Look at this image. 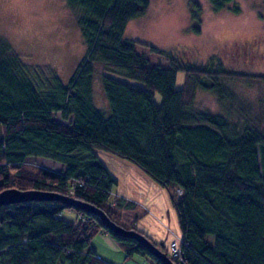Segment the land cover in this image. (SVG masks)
<instances>
[{
  "label": "trees",
  "instance_id": "16d2710c",
  "mask_svg": "<svg viewBox=\"0 0 264 264\" xmlns=\"http://www.w3.org/2000/svg\"><path fill=\"white\" fill-rule=\"evenodd\" d=\"M209 1L220 10L233 0ZM66 3L86 46L67 83L53 74L40 76L0 36V190L72 197L144 233L135 217L120 211L132 208V201L115 195L111 203L118 179L96 154L101 149L132 162L167 191L181 231V260L165 243L144 234L175 264H264V129L255 119L237 122L194 104L198 87L228 95L219 82L224 75L263 81L264 75L196 67L152 45L150 50L163 54L169 65L150 64L136 49L138 41L123 36L126 23L144 14L149 0ZM97 65L108 114L92 102ZM178 71L184 72L179 87ZM155 91L161 95L159 105ZM56 112L69 122L56 120ZM29 158L49 159L63 168ZM70 209L78 212L75 219L60 216ZM99 233L114 240L124 259L141 254L150 264H162L137 239L110 230L97 214L61 199L0 205V264H113L90 245Z\"/></svg>",
  "mask_w": 264,
  "mask_h": 264
},
{
  "label": "rangeland",
  "instance_id": "374dc122",
  "mask_svg": "<svg viewBox=\"0 0 264 264\" xmlns=\"http://www.w3.org/2000/svg\"><path fill=\"white\" fill-rule=\"evenodd\" d=\"M233 6H237L238 10H233ZM0 36L8 41L12 51L20 55L25 64L36 68L40 76L53 74L62 83H67L74 75L86 50L76 14L66 0H0ZM123 36L138 41L136 49L143 52L152 65H169V62L163 54L150 50L149 45L169 51L185 64L196 67H220L227 72L264 75L263 0H233L220 10H214L209 0H149L146 12L126 23ZM110 74L143 85L141 81L125 75ZM100 75L101 67L97 65L92 79V102L108 114L109 106ZM176 77V86L179 87L183 84L184 72L178 71ZM204 82L208 83L209 80ZM219 82L227 88L228 95L219 97L214 90L198 87L195 91V106L229 116L237 122L246 118L255 119L264 129V81L252 76L224 75L219 78ZM154 100L158 105L161 103L158 91L154 93ZM53 117L69 122L62 119L58 112ZM95 152L119 176L118 195L132 201L133 194L126 191L125 184L136 175L129 169L139 168L110 152L101 149H95ZM28 161L55 170L63 168V165L49 159L29 158ZM164 191L168 196L167 191ZM115 195L113 191L111 203H114ZM161 198L162 195L153 189L152 200L160 202ZM168 201L165 207L171 209L177 221L169 196ZM120 211L129 219H155L173 233L171 224L163 214L151 207L149 209L144 202ZM60 216L72 220L78 216V212L74 209L63 210ZM173 234L172 240L165 244L167 250L172 241L180 243L181 235ZM97 246L102 250L98 243ZM120 252L123 253L122 250ZM121 264H150V259L145 255L134 254Z\"/></svg>",
  "mask_w": 264,
  "mask_h": 264
},
{
  "label": "crops",
  "instance_id": "0c3cea01",
  "mask_svg": "<svg viewBox=\"0 0 264 264\" xmlns=\"http://www.w3.org/2000/svg\"><path fill=\"white\" fill-rule=\"evenodd\" d=\"M110 170L116 175L114 171L115 169L113 170L110 169ZM129 171L134 172L136 175L131 177L128 184H125L127 189L125 187L124 188L126 189L128 193L133 194L132 202L134 206L137 203L144 202L145 205L149 209L151 207L152 209L159 212V214L160 213L163 214L164 218L171 224V229L173 230V233L181 235V231L180 229H178V222L173 217V212L168 207L167 208L165 207V205L169 204V201H168V196L166 195L164 191V188L162 189L161 187L153 183V181L148 179V177L143 175L138 169H129ZM116 177L118 179V185H119V182H120L119 176L116 175ZM138 184H141V185H138ZM118 185L114 190V192L117 195H118ZM153 189L157 190V192L162 195L160 202H156L152 200ZM166 201L168 202V204ZM134 206H132V208ZM169 214L171 215L170 218H169ZM134 224L138 229L146 233L155 242L165 241L163 243L166 244L169 240H172V238L174 237V234L172 232L162 227L158 223V221L155 219L154 220L142 219L139 221L135 220ZM97 243L99 247H101L100 249L102 250H99ZM90 245L98 256L106 259L109 262H112L113 264H121V262L124 260V257H123L124 254L120 252L121 250L118 248L117 244L107 234H101V233L96 234L94 236V239L91 240Z\"/></svg>",
  "mask_w": 264,
  "mask_h": 264
},
{
  "label": "water",
  "instance_id": "95a60500",
  "mask_svg": "<svg viewBox=\"0 0 264 264\" xmlns=\"http://www.w3.org/2000/svg\"><path fill=\"white\" fill-rule=\"evenodd\" d=\"M41 199H61L69 202L75 207H78L82 211L93 212L100 217L103 225L110 230L123 236L133 237L140 241L142 245L147 249V251L155 256L162 264H175V262L170 257H168L165 252H163L155 244H153L152 241L144 233L134 229L124 228L120 224L110 219L102 209L87 202L77 200L68 196L62 197L55 193L47 191L19 190L12 187L0 190V205Z\"/></svg>",
  "mask_w": 264,
  "mask_h": 264
},
{
  "label": "built area",
  "instance_id": "2783aa9c",
  "mask_svg": "<svg viewBox=\"0 0 264 264\" xmlns=\"http://www.w3.org/2000/svg\"><path fill=\"white\" fill-rule=\"evenodd\" d=\"M177 191L180 192L181 190L179 188H177ZM181 242V239H180ZM168 252L175 258L181 260L180 254H181V247H180V243L176 242V241H172L169 244V248H168Z\"/></svg>",
  "mask_w": 264,
  "mask_h": 264
}]
</instances>
